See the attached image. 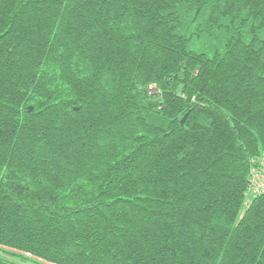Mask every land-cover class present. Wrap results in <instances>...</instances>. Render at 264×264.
I'll list each match as a JSON object with an SVG mask.
<instances>
[{"label": "trees", "instance_id": "1", "mask_svg": "<svg viewBox=\"0 0 264 264\" xmlns=\"http://www.w3.org/2000/svg\"><path fill=\"white\" fill-rule=\"evenodd\" d=\"M260 177L264 0H0V264H264Z\"/></svg>", "mask_w": 264, "mask_h": 264}, {"label": "built area", "instance_id": "2", "mask_svg": "<svg viewBox=\"0 0 264 264\" xmlns=\"http://www.w3.org/2000/svg\"><path fill=\"white\" fill-rule=\"evenodd\" d=\"M263 188H264V177H260V180H258L256 185H255V189L259 190V189H263Z\"/></svg>", "mask_w": 264, "mask_h": 264}, {"label": "water", "instance_id": "3", "mask_svg": "<svg viewBox=\"0 0 264 264\" xmlns=\"http://www.w3.org/2000/svg\"><path fill=\"white\" fill-rule=\"evenodd\" d=\"M185 118H186V115H185V116H183V118L181 119V121H180V123H181V124H183V123H184V121H185Z\"/></svg>", "mask_w": 264, "mask_h": 264}]
</instances>
